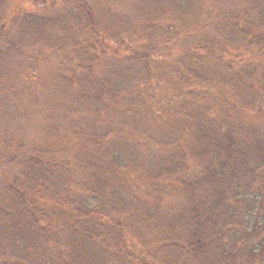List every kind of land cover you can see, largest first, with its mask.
Wrapping results in <instances>:
<instances>
[{
    "label": "trees",
    "instance_id": "16d2710c",
    "mask_svg": "<svg viewBox=\"0 0 264 264\" xmlns=\"http://www.w3.org/2000/svg\"><path fill=\"white\" fill-rule=\"evenodd\" d=\"M110 2L0 0V264H264V0Z\"/></svg>",
    "mask_w": 264,
    "mask_h": 264
},
{
    "label": "rangeland",
    "instance_id": "374dc122",
    "mask_svg": "<svg viewBox=\"0 0 264 264\" xmlns=\"http://www.w3.org/2000/svg\"><path fill=\"white\" fill-rule=\"evenodd\" d=\"M111 1V4H114L113 6H116V2L118 0H109ZM15 25V24H14ZM16 26V25H15ZM12 109H14V107H12ZM27 127H25V129H19L20 127H22L23 122H18L16 125L10 124L7 121L1 120L0 121V134L3 136H8L10 135V133L12 131L15 132L16 137H20L25 139L26 141H30V142H39V144H41V141H44L46 137L43 136V134L45 133V119L42 122L37 123V125L35 124H29L27 122H25ZM137 126V125H136ZM156 126L154 125H146L144 123V125L139 124V130L143 131V132H147L151 135H156ZM19 129V130H18ZM5 133V135H4ZM12 134V133H11ZM132 149V148H131Z\"/></svg>",
    "mask_w": 264,
    "mask_h": 264
}]
</instances>
